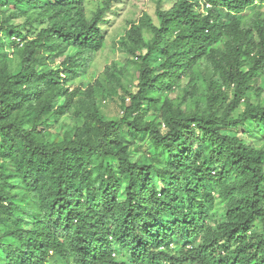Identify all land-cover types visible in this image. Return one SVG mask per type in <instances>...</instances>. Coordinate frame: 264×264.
Masks as SVG:
<instances>
[{
  "label": "trees",
  "instance_id": "16d2710c",
  "mask_svg": "<svg viewBox=\"0 0 264 264\" xmlns=\"http://www.w3.org/2000/svg\"><path fill=\"white\" fill-rule=\"evenodd\" d=\"M121 1L0 0V264H264V149L239 135L264 132V0H157L122 41L136 90L109 70V119L68 83ZM33 10L37 33L13 23Z\"/></svg>",
  "mask_w": 264,
  "mask_h": 264
},
{
  "label": "rangeland",
  "instance_id": "374dc122",
  "mask_svg": "<svg viewBox=\"0 0 264 264\" xmlns=\"http://www.w3.org/2000/svg\"><path fill=\"white\" fill-rule=\"evenodd\" d=\"M101 1L102 0H87L85 9L88 18L92 17L97 11ZM172 4L173 1L167 2L164 7L168 9L172 6ZM156 10L157 0H122L116 4L114 10L106 15L108 22L102 24L105 34L103 48L95 52L86 72L80 75V77L76 80L68 83L71 90L79 87V97L91 96L89 93L91 92V89H93L94 95L92 96L96 97L101 112L106 118L118 119L122 116L120 97L123 95V91L110 76L109 70L112 69V66H115L116 64L117 67H123L121 80L128 92H134L138 82L137 66L133 62L131 55L123 49L122 41L126 38L132 23L138 24L144 15L147 14L157 21ZM204 10L206 9L204 8L203 11ZM222 14L226 19L233 17V15L228 13L226 10H222ZM27 15L28 16L25 15L14 20L13 23L18 25L26 23V19L29 17L30 21L33 22L35 33L47 25V23H41L43 20L41 10H33ZM28 29H30L29 24H27L23 31L26 32ZM145 34L149 35L150 33L149 31H146ZM6 49L14 52V50H12L13 46H7ZM202 68L203 69L197 73L198 79L196 82L199 86V97L192 98L187 102V106L191 108L194 107L197 100H203V95L207 92V84L204 81V77L208 75L207 71L209 70H207L206 67ZM261 81L264 86V80ZM185 84L186 81H183L182 90L185 87ZM179 95L182 96V93L178 91L173 96L174 98H177ZM256 101L257 98L254 97L253 102ZM243 109V106L240 107L236 113L242 111ZM75 121L78 124H81L82 122L79 118H76ZM223 131L233 135L238 134V132L232 129H226ZM63 132V129L57 125L48 132L44 133L43 136L48 141L53 142L58 140L63 135ZM239 135L248 143L251 142L257 147L264 149V132L257 134V129L250 126L246 128V132L240 131ZM19 189H21V187ZM117 256L119 258L118 254ZM59 262L60 261H57L56 263L60 264Z\"/></svg>",
  "mask_w": 264,
  "mask_h": 264
}]
</instances>
